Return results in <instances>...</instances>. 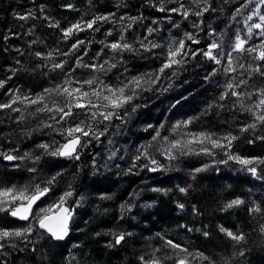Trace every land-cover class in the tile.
<instances>
[{
	"label": "trees",
	"instance_id": "trees-1",
	"mask_svg": "<svg viewBox=\"0 0 264 264\" xmlns=\"http://www.w3.org/2000/svg\"><path fill=\"white\" fill-rule=\"evenodd\" d=\"M118 1L0 0V80L6 82L0 87V103H9L14 95L21 97L20 104L15 106L20 111L0 109V152L17 156L29 153L32 158L28 167L24 165L27 160L18 163V159L8 161L0 156V184L23 185L30 189L36 184L49 187V192L35 205L57 190H62L63 194L73 193L65 201L71 206L72 214L63 240L53 239L39 228L34 218L30 224L33 230L26 240L0 241L5 244L0 249V264H144L154 256L159 257L162 264H172L171 260L164 259L174 251L165 245L166 240L193 253L203 252L210 258V261L193 260L192 264H264V232L261 231L264 225V164L255 165L257 175L253 176L234 161L219 163L227 159L225 151L245 158L264 159V139H260L264 137V123L256 121L248 111L247 101L251 94L248 83L261 75L253 69L261 67L262 71L263 63H253L252 70L241 72V75L221 72L213 77L212 71L200 76L192 70V64L185 62L179 73L185 66L189 70L180 79L192 85L181 92L166 86L163 80L168 74L166 70L147 89L144 86L137 89L136 103L126 109L129 114L119 113V118H113L109 124L95 127L99 132L105 131L107 126L99 140L91 136L82 138L87 147L78 149L79 159L50 154L66 141L60 131L64 120L52 119L49 111L38 112L37 106L23 97L28 95L31 100L41 94L45 97L42 85L51 84L50 88L56 89V80L63 72L80 66L77 62L81 61H75L79 46L62 53L72 44L64 40V30L80 20L87 21L92 12L105 11ZM157 1L130 0L126 4L144 16L158 15L163 11L158 10ZM207 2L204 7L209 10L201 16L193 17L189 12L192 10L188 9L187 18L191 17L202 31L222 25L219 0ZM222 4L226 6L227 2ZM78 14H81L80 20ZM172 14L176 22L185 23L187 18L181 13ZM20 16L27 18L22 20ZM223 30L228 33L226 27ZM46 60L49 62L44 65ZM54 64L62 67L53 68ZM242 80L246 83L235 89L244 93L242 97L238 99L229 94L220 99L227 82L238 84ZM52 93L57 96L56 91ZM170 97L175 101L166 103ZM183 97L192 102L190 109L182 110L185 120L194 118L187 128L212 134L214 138H222L223 131L224 136L238 137L230 149H211L210 144H205L213 155L180 152L171 161L162 154V149L168 145L162 137L167 136L169 141L183 139L181 130L172 132L176 124L172 123L173 116L177 107L183 108ZM252 123L256 124L254 129L241 131ZM161 124L165 125L163 129H160ZM157 129L161 137L153 141ZM250 140L253 142L249 143ZM40 144L50 147L46 151L38 147ZM144 151L148 156L141 155L137 160ZM150 158L159 162L155 172L148 170L153 167ZM205 164L209 165L206 170L194 171ZM52 177L55 180L49 185L47 181ZM180 188L187 191L182 193ZM235 198L245 203L226 209L225 205ZM178 204H183L184 208H179ZM256 206L262 211H249ZM10 218L17 217L0 211V220ZM221 226L242 232L245 240L237 244L220 232ZM121 234L124 239L117 244L116 238Z\"/></svg>",
	"mask_w": 264,
	"mask_h": 264
},
{
	"label": "snow or ice",
	"instance_id": "snow-or-ice-1",
	"mask_svg": "<svg viewBox=\"0 0 264 264\" xmlns=\"http://www.w3.org/2000/svg\"><path fill=\"white\" fill-rule=\"evenodd\" d=\"M194 2L199 3V0H194ZM206 2V0H205ZM253 0H245L243 4L240 5V8L236 9V12L239 13L241 8L247 7L248 4L252 3ZM256 7L253 12L245 18V24L247 25V33L248 39H251L253 30H259V36L264 38V14H260L261 6L264 5V0H255ZM67 7H71L68 5ZM159 11H165L164 7H160ZM209 9L204 7L201 11H197L195 15L201 16L204 12H207ZM167 11L172 13H181L185 18L189 15L188 10L184 9V5L181 4L179 8H171L167 9ZM253 16L258 17L259 22H254L248 24L249 21L253 20ZM20 19H26L25 16H20ZM108 17L106 16H97L92 20L88 21H81L71 25L69 28L64 30L63 35L65 39H68L73 36L74 32L84 31L85 29H92L94 31L98 30L94 28V25L97 21L107 20ZM133 22L138 19L136 17L130 18ZM235 19V14L233 16ZM83 24V27H82ZM128 27H131L129 25ZM155 29L149 28L148 32L151 34ZM111 35V33H108ZM124 37H120V41H123ZM186 40L191 41L194 44H198L199 41L195 39L192 33L185 32L184 38L179 40H173L172 44L168 46L167 53L164 57V61L157 70V73H149L147 74L149 77H154L150 81H146L144 76H135L132 77L127 83H123L122 86L119 87H109L104 85L99 90L93 89L91 92L89 91H82L81 88H72L71 90L67 87L63 88L62 90L57 86L56 89H45V93H50L53 91H57L61 95H65L66 97L70 98L69 102L64 106H55V112L59 113V119L65 120L66 118L72 117L74 115L73 108L81 109V110H88L90 111L89 119L96 121L99 123L100 121L97 120V117H102L103 121H111L113 118H119V110L124 108L125 105L129 104L136 95L135 89L141 88L142 83H156L162 75L165 74L166 70L173 69L174 66L181 65L185 63L183 57L192 55H197L196 51L188 52L186 51ZM248 41L246 39H242L239 32L235 37V42L232 45V50L230 52L224 53L219 52L218 54H214V50L220 49V45L216 42L211 43L208 45L207 50H202L201 54L206 57L208 60L213 61L215 64L220 65L221 59L218 56H225L227 59V64L224 66L225 73H230L235 70L234 68V57L233 53H242L245 51L248 52H257V55L254 59L264 62V39H262L261 44L257 47H251L245 49V44ZM83 40H78L76 43L72 45V49H77L79 45L84 44ZM143 46V41H141ZM151 48L161 47L159 44L149 42ZM105 47H109L111 50L115 51H122V50H131L132 46L129 43H121V42H112L110 44H106ZM41 55L37 53V56ZM51 55V54H49ZM79 65V61L77 62ZM107 64V61H105ZM85 67H91L93 70H104V65H84ZM61 64H54L53 68H61ZM111 67H115V64L111 65ZM239 67H243V65H239ZM253 71L261 72L264 75V71H261V67H256ZM215 70L213 71V74ZM175 75V72H173ZM6 82L4 80H0V87H3ZM67 83H71L68 81ZM96 83L95 79H89L83 81V84L92 86ZM246 81H240L238 84H234L233 82L229 81L226 84V91L221 94L220 99L223 100L227 95H231L237 97L238 99L244 95V93L237 92L235 89L240 86V84H244ZM130 85H134V88L130 89ZM126 89H129V94L126 92ZM107 94H104V93ZM252 94H249L251 96ZM255 95L258 96V99L253 103L252 106L248 108V111L252 113L256 121L264 123V89H259ZM90 97H96L97 103H93ZM44 95H38L36 99H32L28 101V98L25 97V101L31 104H38L44 100ZM21 97L19 95H14L11 98L9 103H0V109H11L12 111H20L18 108H13L12 105L15 104L17 101H20ZM102 101V103H101ZM243 106V105H241ZM209 107H212L210 104ZM67 109V110H66ZM95 109V111H92ZM38 112L43 111H53L52 108H48L47 106L38 108ZM135 111V108L133 109ZM55 119V117H52ZM194 118H189L185 121H178L172 128V132H177L178 129L184 127L186 128ZM47 127H51V125H46ZM151 127V125L149 126ZM165 127L164 124L160 125V129ZM256 124L252 123L247 125L246 127L241 128V131H247L248 128H255ZM160 129L156 130V134L152 137L153 141H156L158 138L161 137ZM107 130V126H105V131ZM105 131H95L91 124H85L84 121H80L79 123L75 124V126H70L64 130L66 133L65 140L66 142L59 145L54 151L50 154L55 156H64L69 158L79 159L78 149L87 147V144L82 141L83 137H93L96 140H99L101 136L105 134ZM184 139H175L169 141L167 136L162 137L164 141H168V147L165 148L162 154L166 155L167 159L175 160L176 156L174 155V150H179L182 154L193 153L196 152V149L192 147V145H200L199 152L196 154L203 153L205 155H213L211 149H230L232 142L238 139V137L234 135H226L222 138H214L212 134L208 133H183ZM260 139H264V137H260ZM226 143H224V142ZM253 141H249L252 143ZM111 143V141H109ZM205 144H210L211 149L205 146ZM150 146V145H149ZM38 147L45 149L46 151L49 149L48 144H40ZM227 157L226 160L219 161V163L227 164L229 161H234L235 163L239 164L242 169L247 170L253 176L257 175V164H264V159L260 158H245L239 154H233L230 151H225L224 153ZM30 154L25 153L24 157H17L12 155L11 153L0 152V156H3L5 160L14 161L17 159H24L28 157ZM115 155V152L112 153ZM141 155L148 156L147 151L141 152L140 155L136 157L137 160L140 159ZM37 159H39L37 157ZM149 163L153 165L148 170L155 172L159 168V162L155 158H150ZM209 165L205 164L201 168H196L194 171L196 173L202 172L206 170ZM31 171H35V169H31ZM55 180V177H52L47 183L50 185ZM180 192L184 193L187 191L185 188H180ZM153 191H161V189H153ZM49 192V187H42L40 184H36L31 189L28 186L17 188L16 186L12 187H2L0 188V211H6L11 216L17 217L20 220H28L30 215L33 213V205L36 204L37 201L44 197ZM73 193L71 191H66L62 196L59 197V203L50 205L48 208H41L39 213L35 215V219L39 225L40 229L47 231L53 239L56 240H63L68 233V222L71 218V211L64 207V203L68 197H71ZM245 201L240 198H235L229 201L225 208H233L244 204ZM178 207L183 209V204H178ZM53 208H56V212L53 213ZM194 211L195 208H194ZM250 212H261L262 209L259 206L249 209ZM41 213L43 215H41ZM51 213V215H50ZM32 226L29 225L26 228L22 229H15V230H7L0 228V241H9L14 238H24L27 239V234L32 232ZM192 229H189L191 231ZM220 232L224 233L227 237L235 241L237 244L245 240V235L242 232H233L229 229L224 228L223 226L220 227ZM261 231L264 232V225H261ZM205 236L208 235L207 232L204 233ZM124 239V235L121 234L116 238V243L119 244ZM165 245L174 250L171 256L166 255L164 259L171 260L172 264H192L193 260H201V261H210L208 256H205L203 252H190L186 247L174 243L172 240H166ZM15 247V244L11 245ZM5 247L4 243H0V249ZM159 251V249H157ZM6 255V253H4ZM243 254V253H241ZM143 261L144 258L141 257ZM144 264H162V260L159 257H153L149 261H144Z\"/></svg>",
	"mask_w": 264,
	"mask_h": 264
},
{
	"label": "rangeland",
	"instance_id": "rangeland-1",
	"mask_svg": "<svg viewBox=\"0 0 264 264\" xmlns=\"http://www.w3.org/2000/svg\"><path fill=\"white\" fill-rule=\"evenodd\" d=\"M127 1L130 0H119L118 3L112 4V6L102 12H92V16L89 17L88 20H92L97 16H106L108 17L107 20L97 21L94 25L96 31L92 29H85L84 31H79L74 33V37H70L67 40L72 42L71 45H68L67 49L63 50L62 53L66 54L68 49L72 48V45L76 43L78 40H83L85 43L79 45V50L76 55V60L78 59L81 61L80 66L78 68H73L68 72H63L62 75L58 80H56V88L62 90L63 88L67 87L70 90L72 88H81L82 91H89L91 92L93 89L99 90L104 85L109 87H119L122 86L123 83H127L131 80L132 77L141 76L143 75L146 81H150L154 77H149L147 74L149 73H157V70L161 66L164 61V57L167 53L168 46L172 44V41L179 40L184 38V33H192L196 40L201 41L198 44H194L191 41L186 40V51L192 52L196 51L197 55L192 56H184L183 59L186 63H190L193 65L192 70H195L200 76L206 75L208 72L215 70L213 77L215 75L226 74L224 71V66L227 64V59L225 56H218L221 59V64L217 65L213 61L208 60L201 54L202 50H207L208 45L213 42H216L220 45V49L214 50V54H218L219 52H230L232 50V45L235 42V37L237 32H239L242 39H246L248 42L245 44V49L251 47H257L261 44L262 37L259 36V30L254 29L251 39H248L247 33V25L245 24V18L250 15L256 7L255 0L253 3L248 7L241 8L240 12L237 13L236 9L240 8V5L245 2V0H219L218 5V13L222 16V25L218 27H211L210 29H206L202 31L193 23L191 17H188L185 23H178L174 20V16L172 12L167 11V9L171 8H179L181 4L187 7L185 9H191L189 11L192 13V16H196L195 13L197 10H201L208 4L207 0H199V3L194 2V0H158L156 4L159 7H164L165 11L157 14H147L144 16L142 12H138L136 9H132L128 7L126 4ZM146 1V0H145ZM222 2H227V5H223ZM235 14V19L233 16ZM260 14H264V5L261 6ZM79 20L81 19V14L77 15ZM191 16V15H190ZM136 17L134 22L132 19ZM78 20V21H79ZM87 20V21H88ZM82 20H80L81 22ZM259 22L257 16H253V20L249 21L248 24ZM77 23V22H75ZM73 23V24H75ZM131 25V27H128ZM83 27V25H82ZM226 27L228 29V33H226L223 28ZM152 28L155 29L151 34H149L148 29ZM108 33H111L109 35ZM123 36L124 40L120 41V37ZM66 40V39H64ZM143 41V46L141 44ZM206 42L204 45H200L202 42ZM112 42H121V43H129L132 46L131 50H118L113 51L109 47H105L106 44H110ZM149 42L159 44L161 47L151 48ZM264 50V49H259ZM254 53V54H253ZM63 54V55H64ZM257 55V52H242V53H233L234 57V74L241 75V72L246 73L247 71L250 72L252 70L253 63H263L264 62L254 59ZM107 61V64H105ZM49 61L46 60L44 65H46ZM115 64V67H111V65ZM84 65H104V70H93L91 67H85ZM239 65H243V67H239ZM181 65L174 66L173 69H168V74L164 76L163 80L167 82L166 86L172 87V89H177L178 92H181L183 89H189L192 84L187 82L186 80H181L180 77L185 76L187 70H189L188 66L183 67V72L179 69ZM179 70V71H178ZM264 71V68L263 70ZM175 72V75H173ZM179 73V76H178ZM232 73V72H230ZM95 79L96 83L92 86L83 84V81ZM199 82H201L200 79ZM195 80L194 83L197 82ZM203 80V78H202ZM71 81V83H67ZM152 83H142V86L147 89V87L151 86ZM248 86L251 88V96L248 98V105L252 106L253 103L258 99V96L255 95L259 91V89H264V75L258 76L256 81H252L248 83ZM51 84L49 85H42V91L44 92L45 89H51ZM130 89L134 88V85L129 86ZM137 89H135V92ZM57 92V91H56ZM126 92H129V89H126ZM45 99L38 103L34 104L38 108H42L47 106L48 108H52L53 111L50 112V117H55L56 121H63L59 119V113L55 112V106H64L69 102L68 97L65 95H61L58 92L56 95L54 93H45ZM104 94H107L106 92ZM56 96V97H55ZM27 97L28 100H31L28 95H25L23 98ZM184 98V97H183ZM93 103H97L96 97H90ZM185 99V98H184ZM195 99V98H192ZM137 98H135L124 108L119 110V113L124 115L129 114L126 109L133 107L134 103H136ZM175 100L170 98L166 99V103L174 102ZM197 101V100H196ZM188 98L184 101L183 108L177 107L175 111V116H173L172 123H177L179 118L185 121L184 113L182 110L186 112V110L190 109L192 106V102ZM102 103V101H101ZM20 104L17 101L13 104V108H17ZM137 104H135L136 107ZM67 110V109H66ZM95 111V109H92ZM74 115L72 117L66 118L60 125V131L66 136L64 132L70 126H75V124L79 123L80 121H84L85 124H91L93 129L98 126L107 125L110 121H103L102 117H97V120L100 121L97 123L89 119L90 111L88 110H81L73 108ZM114 120V119H112ZM111 120V121H112ZM118 121V120H116ZM115 121V122H116ZM114 122V123H115ZM182 134L191 132V133H199L189 128H180ZM223 131V130H222ZM223 131V136H224ZM184 139V136L182 135ZM176 139V138H174ZM62 142L59 144L61 145ZM58 145V147H59ZM164 145V144H163ZM169 145L165 146L162 150L164 151ZM194 149H200V145H192ZM160 149V148H159ZM196 152H199L196 150ZM196 152H193L196 154ZM12 155L17 156L15 153H11ZM25 153H19L17 157H24ZM180 154L179 150H174V155ZM25 166H30V162H32V158L30 156L25 157L24 159H18V163L25 162ZM15 185L1 183L0 188L2 187H12ZM17 188L23 187V185L16 186ZM62 193V190H57L53 194L49 196V198L43 201L40 204L35 205L33 208V213L30 215L28 220H20L19 218H10L6 219L5 221L0 220V228L7 229V230H15V229H22L26 228L31 224V220L34 219L35 215L39 213L41 208H48L50 205L58 204L59 197ZM64 207L68 208L72 212L71 206H68L64 203ZM53 213L56 212V208H53ZM41 215H43L41 213ZM51 215V213H50Z\"/></svg>",
	"mask_w": 264,
	"mask_h": 264
},
{
	"label": "water",
	"instance_id": "water-1",
	"mask_svg": "<svg viewBox=\"0 0 264 264\" xmlns=\"http://www.w3.org/2000/svg\"><path fill=\"white\" fill-rule=\"evenodd\" d=\"M65 142H66V141H65ZM65 142H64V143H65Z\"/></svg>",
	"mask_w": 264,
	"mask_h": 264
}]
</instances>
